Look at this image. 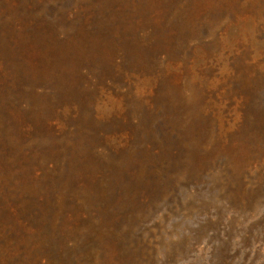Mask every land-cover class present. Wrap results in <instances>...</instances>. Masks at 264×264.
I'll return each instance as SVG.
<instances>
[{
    "label": "rangeland",
    "instance_id": "obj_1",
    "mask_svg": "<svg viewBox=\"0 0 264 264\" xmlns=\"http://www.w3.org/2000/svg\"><path fill=\"white\" fill-rule=\"evenodd\" d=\"M0 264H264V0H0Z\"/></svg>",
    "mask_w": 264,
    "mask_h": 264
}]
</instances>
